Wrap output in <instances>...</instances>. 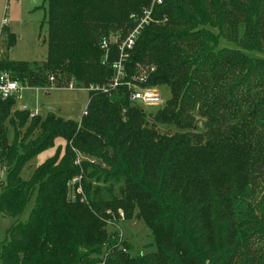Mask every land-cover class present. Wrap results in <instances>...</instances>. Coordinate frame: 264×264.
<instances>
[{
  "label": "trees",
  "instance_id": "16d2710c",
  "mask_svg": "<svg viewBox=\"0 0 264 264\" xmlns=\"http://www.w3.org/2000/svg\"><path fill=\"white\" fill-rule=\"evenodd\" d=\"M149 8L151 0H46L45 69L2 61L21 84L40 86L48 74L94 88L81 125L17 109L34 120L29 136L52 129L23 150L15 131V150L9 147L3 128L16 101L0 100V214L19 218L35 195L28 221L18 219L0 244V264H264L256 233L264 220V194L256 192L264 187V0H163L125 51V75L112 88L119 47ZM221 37L237 48L218 47ZM5 38L11 49L17 38L8 30ZM133 86L170 89L160 113L175 110L177 132L162 134L159 145L152 116L149 134L135 135ZM192 113L206 119V129L196 131ZM58 136L67 144L63 158L23 179L26 164ZM69 142L94 150V162L76 165ZM88 172V198H74L70 182ZM117 210L124 221L138 211L154 250L132 256L119 231L107 235L106 212Z\"/></svg>",
  "mask_w": 264,
  "mask_h": 264
},
{
  "label": "rangeland",
  "instance_id": "374dc122",
  "mask_svg": "<svg viewBox=\"0 0 264 264\" xmlns=\"http://www.w3.org/2000/svg\"><path fill=\"white\" fill-rule=\"evenodd\" d=\"M46 0H0V31L3 29V33L0 36V57L9 61L28 62L32 68L45 69L44 61L47 57V47L44 45V40L47 36V28L45 25V10ZM5 26V27H4ZM6 30H10L15 33L16 39L15 45L10 49L8 40L5 38ZM217 34V29H213ZM142 32V31H141ZM115 42V41H113ZM218 47H230L237 48L234 43H230L223 37L219 39ZM243 51L249 54L251 57H263L262 54L256 51H249L243 49ZM46 74L44 80L40 86H36L35 83L29 82L22 84L23 90L20 92L21 99L16 101V105L13 109L6 110L8 114L7 119L4 120L3 128L6 135H8V145L15 150V133L16 138L20 137L22 141V150L28 149L31 146L37 144L40 139L44 138L52 129H38L31 136L27 134V130L31 129L34 125V120L24 119L23 115L16 113V110L23 107L28 108L30 111H37L38 117L41 119L55 118L63 121L79 122L77 125H81V119L84 112L87 109L89 102L90 89L70 88L69 82L64 78H56V81L52 84L49 80V75ZM159 97L167 103L171 100L170 89L167 86L157 87ZM137 108L139 119L133 124V130L138 138L147 136L151 124L148 123V118L153 117L157 126L154 134L155 145H159L161 142V135H172L177 132L176 126L171 124L176 122L175 110L170 115H162L160 110L163 107H151L141 102L134 103ZM193 114V113H192ZM195 118L196 131L200 132L206 129L207 121L205 118L200 117L199 114H193ZM165 122L166 124H161ZM171 122V123H170ZM15 140V143H14ZM13 143V144H12ZM21 143V142H20ZM53 146L39 153L34 159L24 167L21 177L23 179H29L33 172L44 164L47 160L56 156L63 158L66 153V141L61 137H56L53 141ZM75 157V164L79 167L83 163L91 165L94 160L92 154L94 150L87 149L86 152L75 150L71 147V142L68 143V149ZM5 165L6 163H2ZM91 174L85 173L84 177L75 176L70 182L71 191L73 196L81 195L86 201V193L83 190L85 181L94 183L93 179H90ZM6 183L5 168L0 166V194ZM262 185V184H260ZM264 187L256 189L257 196L264 194ZM71 192V193H72ZM118 192V188H117ZM88 198V197H87ZM91 198V197H90ZM122 195L115 193L113 200L119 204L121 202ZM35 203V195L31 197L23 212L19 218H12L0 214V244L8 239V230L19 222L25 223L30 217L31 210ZM213 206V203H212ZM132 221H124V214L121 210L106 212L110 214V218H107L106 224L107 235L119 231L123 245L127 251L131 248L130 254L136 256L154 250L153 239L150 235V231L146 228V225L142 220L135 219L138 211L134 210ZM256 233L258 234L261 246L264 250V220L259 219L256 227ZM122 245V246H123ZM129 247V248H128ZM108 254V253H107ZM105 260V259H104ZM103 264V263H102ZM237 264V263H235Z\"/></svg>",
  "mask_w": 264,
  "mask_h": 264
},
{
  "label": "built area",
  "instance_id": "2783aa9c",
  "mask_svg": "<svg viewBox=\"0 0 264 264\" xmlns=\"http://www.w3.org/2000/svg\"><path fill=\"white\" fill-rule=\"evenodd\" d=\"M163 0H151V8L146 10L143 14V17L139 20L134 18L132 16L131 18H134L137 20V24L135 28L129 33V35L122 41L119 49H120V56L117 62H115L112 66L114 70V78L110 82V86L112 88L119 87L121 79L125 75L124 71V61L127 54L125 51L131 50L140 35L141 31L144 29L145 26H147L151 21V13L152 8L155 5H161ZM3 33V30L0 31V36ZM108 41L104 40L102 42V48L107 50L108 49ZM2 59L0 57V100L6 101V100H15L21 99L20 92L23 90L21 82L17 81L14 78V75L5 69L2 68L1 63ZM50 82L53 84L56 81V77L54 75L49 77ZM144 78L138 79V81H143ZM69 87L75 88L73 84H69ZM94 87H91L90 89H93ZM131 101L134 103H143L145 105L151 106V107H163L166 103L159 97V94L157 92L156 88H150V87H141V86H133V89L131 91ZM19 111H29L30 117H34L38 115L37 111H30L28 108L23 107L22 109H19ZM84 115H86V112H84Z\"/></svg>",
  "mask_w": 264,
  "mask_h": 264
},
{
  "label": "crops",
  "instance_id": "0c3cea01",
  "mask_svg": "<svg viewBox=\"0 0 264 264\" xmlns=\"http://www.w3.org/2000/svg\"><path fill=\"white\" fill-rule=\"evenodd\" d=\"M10 31V30H9ZM11 32V31H10ZM11 33H13V32H11ZM13 34H15V33H13ZM17 42V41H16Z\"/></svg>",
  "mask_w": 264,
  "mask_h": 264
}]
</instances>
